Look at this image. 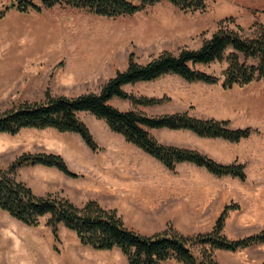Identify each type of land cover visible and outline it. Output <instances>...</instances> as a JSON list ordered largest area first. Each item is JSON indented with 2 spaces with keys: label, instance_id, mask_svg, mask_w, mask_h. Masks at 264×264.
Masks as SVG:
<instances>
[{
  "label": "rangeland",
  "instance_id": "374dc122",
  "mask_svg": "<svg viewBox=\"0 0 264 264\" xmlns=\"http://www.w3.org/2000/svg\"><path fill=\"white\" fill-rule=\"evenodd\" d=\"M17 1L0 0V113L24 102L45 100L47 94L75 97L99 92L112 73L100 70L96 57L113 52V47L118 52L117 72L125 71L131 53L137 63L144 64L163 52L178 54L183 49H197L221 26L252 37L254 24L264 25V0H205L204 10L188 12L165 0L122 17L65 6L20 12L11 6ZM32 1L41 4V0ZM226 66L217 62L194 68L221 76ZM123 89L137 98L165 100L145 105L114 96L110 103L122 111L148 116L188 112L201 119L229 120L233 128L252 127L253 134L239 142L199 137L184 130H150L163 144L195 149L222 163H244L247 179L217 177L190 163L170 171L111 131L105 119L87 112L78 116L98 143L96 151L74 132L24 129L15 136L0 134V169L23 153L60 154L78 176L67 175L66 182L60 174L35 165L20 168L17 179L39 196L68 198L78 206L96 200L105 208H116L129 227L143 234L169 228L185 235L206 232L223 207L231 203H238L240 209L231 211L227 218L225 233L230 238L263 230L264 78L246 86L223 88L220 83L190 82L172 74L124 85ZM113 157L120 158L122 168L136 177H147L152 188L115 192L106 187L107 183L101 185L103 179L120 172V167L110 162ZM170 190L177 192L170 197ZM158 197L164 199L158 210L159 223L148 214L150 210L157 212L154 203H158ZM48 219L43 218L39 226H28L0 208V264H127L119 249L82 245L76 233L62 224L56 241ZM216 256L223 264H261L264 243L236 252L217 251ZM162 264L181 263L168 260Z\"/></svg>",
  "mask_w": 264,
  "mask_h": 264
},
{
  "label": "trees",
  "instance_id": "16d2710c",
  "mask_svg": "<svg viewBox=\"0 0 264 264\" xmlns=\"http://www.w3.org/2000/svg\"><path fill=\"white\" fill-rule=\"evenodd\" d=\"M135 1V0H134ZM18 0L12 3L20 12L29 9L65 6L85 9L106 17L134 15L165 0ZM183 11L204 10L205 0H167ZM252 37H244L238 30L221 26L197 49H183L178 54L163 52L150 61L140 64L129 56L128 67L118 71L99 92H89L75 97L52 96L37 102H24L20 106L0 113V134L15 136L24 129L53 128L60 132H74L87 146L99 149L88 125L78 114L87 112L105 119L111 131L122 135L129 143L175 171L181 163H191L209 173L224 177L247 179L245 164L222 163L191 148L163 144L152 136L150 130L169 129L190 131L199 137L222 138L239 142L255 131L252 127L233 128L229 120L201 119L188 112L148 116L133 110L122 111L110 100L116 96L135 104H158L165 100L137 98L123 86L148 82L167 75H178L190 82L221 84L223 88L246 86L264 78V25L254 24ZM251 60V62H249ZM227 63L221 76L194 68V65ZM43 165L55 167L69 176H78L67 166L64 157L55 153H23L6 168L0 169V208L28 226H39L49 216L48 225L59 240V226L74 231L80 243L100 250L119 249L127 258V264H162L175 260L181 264H223L216 256L217 250L236 252L264 243V229L241 238L232 239L225 233V225L231 211L239 210L238 203L226 204L211 230L185 235L174 228L143 234L129 227L118 211L105 208L96 200L78 206L68 198L39 196L24 181L17 179V171L25 166ZM261 264H264L262 262Z\"/></svg>",
  "mask_w": 264,
  "mask_h": 264
},
{
  "label": "crops",
  "instance_id": "0c3cea01",
  "mask_svg": "<svg viewBox=\"0 0 264 264\" xmlns=\"http://www.w3.org/2000/svg\"><path fill=\"white\" fill-rule=\"evenodd\" d=\"M114 48L115 47H113V52L108 51L107 53H104L101 56H98L97 55V57H96V61L98 63L99 69L100 70H107L109 72L111 71V73H112V76L111 77H114L116 75L117 70L119 68V64H118V61L119 60H118V56H117L118 52H116ZM121 57H122V59H124V56L123 55ZM122 64H123V66L121 68H124V61H122ZM110 162H111V164L113 163V166H116V165L119 166L120 167V172L113 173V177H110L108 179H103L101 181V185L103 183H107L106 184L107 185L106 187L109 190L118 192L120 190H128L131 187H137L138 188L137 191L145 192V190H150L152 188V183L147 179V177H145V178H141L139 176L136 177L133 173H131L130 171H128L126 168H122L120 158L115 159L113 157V162L112 161H110ZM104 163L105 162H103V164ZM181 164H183V163H181ZM25 167H29V166H25ZM36 167H41V168L45 169L46 171L49 170L50 172H53L54 171L58 175L60 174L59 176H61V178H62L63 181H66V182L68 181L67 175L65 173H63V172H61V171H59V170H57V169H55L53 167H45V166H42V165H37ZM200 168H202V167H200ZM93 169H95V167H93ZM99 169L101 170L100 167H99ZM245 171H246V165H245ZM246 175H247V172H246ZM169 192L171 193V195H170V197H171L172 195L175 194V192H177V190H170ZM158 200H159L158 203H154V205H155L154 207L157 208V212L155 213L154 211H151V210L148 211V214H151V217L154 216L157 219V223L160 222V216H159V213H158L159 212L158 211L159 210V207H160V205H162L164 203V199L158 197ZM196 200H197V198H196ZM149 207H151V200L149 202ZM113 209H116V208H113ZM164 222H165V219H164ZM248 248H251V247H248ZM248 248H245V249H248ZM217 251H224V250H217ZM224 252H230V251H224Z\"/></svg>",
  "mask_w": 264,
  "mask_h": 264
}]
</instances>
